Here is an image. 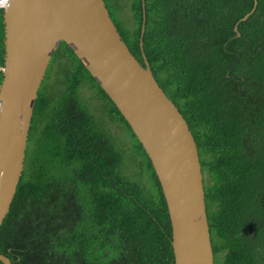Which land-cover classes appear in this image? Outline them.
<instances>
[{
	"label": "trees",
	"instance_id": "obj_1",
	"mask_svg": "<svg viewBox=\"0 0 264 264\" xmlns=\"http://www.w3.org/2000/svg\"><path fill=\"white\" fill-rule=\"evenodd\" d=\"M124 1L105 0L118 31L197 142L218 264H264V0H128L130 22ZM4 35L0 9V66ZM54 56L62 76L52 83L47 71L38 91L0 252L14 264H175L168 206L145 149L65 42ZM87 81L135 139L143 163L129 173L79 98Z\"/></svg>",
	"mask_w": 264,
	"mask_h": 264
},
{
	"label": "water",
	"instance_id": "obj_2",
	"mask_svg": "<svg viewBox=\"0 0 264 264\" xmlns=\"http://www.w3.org/2000/svg\"><path fill=\"white\" fill-rule=\"evenodd\" d=\"M3 24L0 226L24 169L39 88L65 42L116 104L152 162L169 210L175 264H215L195 137L148 60L144 57L143 65L131 52L105 0H9ZM0 261L14 264L1 252Z\"/></svg>",
	"mask_w": 264,
	"mask_h": 264
},
{
	"label": "rangeland",
	"instance_id": "obj_3",
	"mask_svg": "<svg viewBox=\"0 0 264 264\" xmlns=\"http://www.w3.org/2000/svg\"><path fill=\"white\" fill-rule=\"evenodd\" d=\"M125 5L124 12L122 11V17L130 22L131 20V11L130 4L127 1L123 3ZM62 67L60 66V61L55 59L53 55L50 61V65L48 67V79L52 83H55L59 80ZM46 80V81H47ZM44 83V81H43ZM90 84L87 83L84 85L83 83L79 87L80 100L83 105L90 109L96 117L99 124L105 129L110 140L115 144L116 148L122 152L123 155V169H126V172H131V167L134 168V164L137 166L143 163V157L140 153L136 151L135 148V139L133 138L129 128L126 126L124 122L118 119L117 115L108 111L109 104L105 101H99L97 98L93 97V91L90 89ZM50 89V88H49ZM100 118V119H99ZM35 132L38 133V127L35 129ZM33 144V148H34ZM32 155V151L28 154V160ZM28 162V161H27Z\"/></svg>",
	"mask_w": 264,
	"mask_h": 264
},
{
	"label": "built area",
	"instance_id": "obj_4",
	"mask_svg": "<svg viewBox=\"0 0 264 264\" xmlns=\"http://www.w3.org/2000/svg\"><path fill=\"white\" fill-rule=\"evenodd\" d=\"M9 0H0V9H5L8 5ZM4 67L0 66V70L3 71Z\"/></svg>",
	"mask_w": 264,
	"mask_h": 264
},
{
	"label": "flooded vegetation",
	"instance_id": "obj_5",
	"mask_svg": "<svg viewBox=\"0 0 264 264\" xmlns=\"http://www.w3.org/2000/svg\"><path fill=\"white\" fill-rule=\"evenodd\" d=\"M48 70V69H47ZM46 76H47V71H46V75H45V79L43 80L44 82H45V80H46ZM43 85V82H42V84H41V86ZM41 88V87H40ZM39 88V89H40ZM33 117H34V115H33ZM33 117H32V120H33ZM211 240H212V238H211ZM212 246H213V243H212ZM224 251V253L227 251V249H225V250H223ZM213 253H214V259H215V264H218V256H216V253H215V251L213 250Z\"/></svg>",
	"mask_w": 264,
	"mask_h": 264
},
{
	"label": "clouds",
	"instance_id": "obj_6",
	"mask_svg": "<svg viewBox=\"0 0 264 264\" xmlns=\"http://www.w3.org/2000/svg\"><path fill=\"white\" fill-rule=\"evenodd\" d=\"M3 10V9H2ZM4 67V66H3Z\"/></svg>",
	"mask_w": 264,
	"mask_h": 264
}]
</instances>
